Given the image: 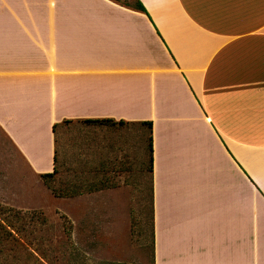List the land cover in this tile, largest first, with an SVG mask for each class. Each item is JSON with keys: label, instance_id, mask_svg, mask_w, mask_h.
<instances>
[{"label": "crops", "instance_id": "crops-1", "mask_svg": "<svg viewBox=\"0 0 264 264\" xmlns=\"http://www.w3.org/2000/svg\"><path fill=\"white\" fill-rule=\"evenodd\" d=\"M139 1L0 0V201L62 126L150 121L152 264H264V0Z\"/></svg>", "mask_w": 264, "mask_h": 264}, {"label": "rangeland", "instance_id": "rangeland-1", "mask_svg": "<svg viewBox=\"0 0 264 264\" xmlns=\"http://www.w3.org/2000/svg\"><path fill=\"white\" fill-rule=\"evenodd\" d=\"M119 127L62 126L56 138L57 172L46 182L38 176L37 196L30 202L0 201V218L15 226L28 218L11 216L4 208L43 214L44 224L39 227L34 218V225L21 231L29 248L42 252L43 264H150L147 130L136 124ZM61 190L77 194H55Z\"/></svg>", "mask_w": 264, "mask_h": 264}, {"label": "trees", "instance_id": "trees-1", "mask_svg": "<svg viewBox=\"0 0 264 264\" xmlns=\"http://www.w3.org/2000/svg\"><path fill=\"white\" fill-rule=\"evenodd\" d=\"M115 2H123L128 7L145 12L141 2L139 0H113ZM69 120H63V122H68ZM85 123L91 124H106V125H121L124 122L121 120L114 121L111 118H93V119H84L82 120ZM141 125H144L146 130H150L151 123L150 121H142ZM56 124L52 125L54 130ZM146 151L148 155V165L146 166L147 170L151 172V161H152V148H151V136L150 134L146 135ZM53 162H55V155L53 156ZM56 172L55 166L51 172L40 173L39 176L43 181H48ZM58 196L69 197L77 194L75 191L61 190L55 192ZM11 213V216H18L19 218H28V222L21 223L19 226H15L11 220L6 218H0V264H43L39 258L42 256L38 247L32 246L29 248V242H24L22 238L21 231L25 229L24 225L33 226L32 223L34 218L38 219L39 227L41 224H44L46 219L39 211L25 212L22 214L19 210H14L12 208H4ZM149 247H150V264H152V200H151V177H150V225H149ZM30 227V228H31ZM38 227V229H39ZM65 227V226H64ZM40 231V229H39ZM31 232V231H29ZM36 253V254H35ZM39 255V256H38ZM107 264H122V263H113L108 262ZM124 264V263H123Z\"/></svg>", "mask_w": 264, "mask_h": 264}]
</instances>
